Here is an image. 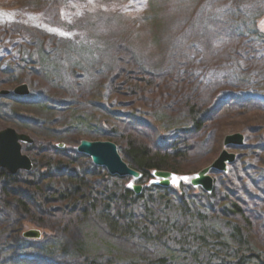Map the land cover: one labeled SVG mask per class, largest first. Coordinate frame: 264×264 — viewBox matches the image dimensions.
<instances>
[{
    "label": "trees",
    "instance_id": "1",
    "mask_svg": "<svg viewBox=\"0 0 264 264\" xmlns=\"http://www.w3.org/2000/svg\"><path fill=\"white\" fill-rule=\"evenodd\" d=\"M204 1V12L202 3L190 1L174 41L172 68L158 72L144 70L135 48L121 41L105 51L99 66L76 69L68 65L73 61L71 43L63 36L26 28L19 19L0 21V36H21L10 43L16 47L13 54L21 56L18 61L24 62L16 77L7 80L6 69L0 68V87L30 86L26 96H0V128L10 123L18 131L34 133L30 144L21 145L31 170L11 175L0 169V251L19 242L39 246L32 259L16 254L0 257V264H43L63 255L60 250H71V264H264V141L249 147L250 152L244 145L236 148L252 156L251 163L238 156L226 173L211 171L210 193L200 188L195 193L188 184L146 185L154 170L189 175L208 165L216 154L210 147L213 140L221 141L226 120L248 116L249 125L252 117H264V101L245 89L249 78L264 76L259 49L264 33L247 25V15L255 8L264 14V0ZM198 11L207 16L202 23ZM87 20L85 16L80 23ZM24 33L28 37L23 39ZM219 70L226 76L205 82L196 75ZM231 73L237 81L229 79ZM98 90L130 97L131 106L139 102L182 113L186 126L156 135L138 118L106 112L117 119V126L108 128L84 112L90 102L95 107ZM78 98L89 101L83 105ZM54 114L60 119L50 117ZM253 127L243 131L259 133ZM85 137L116 145L122 160L141 175L139 194L126 186V178L109 175L75 151ZM155 200L161 210L151 207ZM92 220L108 237L106 251L89 249L83 225ZM25 224L40 228V237H22ZM164 239L187 248H179L180 257L170 246L148 249ZM118 241L133 249L125 251L124 263L108 253Z\"/></svg>",
    "mask_w": 264,
    "mask_h": 264
},
{
    "label": "rangeland",
    "instance_id": "2",
    "mask_svg": "<svg viewBox=\"0 0 264 264\" xmlns=\"http://www.w3.org/2000/svg\"><path fill=\"white\" fill-rule=\"evenodd\" d=\"M190 1L196 3L197 6L202 3V8L200 9L202 12L205 11L207 6L204 0H184L182 2L181 0H58V4L56 3V0H0V21L15 22L19 19L20 24L26 28L35 27L59 37L63 36L71 43L69 46V53L70 58H73V61L69 60L68 65H74L76 69L78 67L80 70H83L84 68H94L97 65L99 66L98 62H100L103 56H105V51H111V46L121 41L122 43L126 42L135 48L139 64L144 70L149 72H158L163 70L167 71L172 68L171 55L175 51L174 41L176 35H178L181 29L182 19L189 14V4L192 3ZM54 10H56V13ZM198 15L199 20L207 17L203 16L200 11H198ZM85 16L88 20L85 23H80V19L85 18ZM247 17V25H249L250 28L254 30L256 29L260 33H264V14L262 9L255 8V10H253L250 15H247ZM247 17L245 16L244 19ZM202 22L203 20L199 23ZM240 23L241 22H237L235 27H239L241 25ZM198 26L200 25H196L197 28ZM20 37L12 35L3 38V36H0V68L6 69V77H4L3 80H7L8 77H16L17 70L24 65V62L18 61L21 56L17 55V57L13 54L16 47H13V44L10 43H17L18 40H20ZM22 37L24 39L28 36L24 33ZM260 37L262 39L259 49L264 54V43H262V41H264V36ZM31 51L32 50L28 48V52L31 57H34L32 56ZM14 58H18L17 61L14 60ZM79 62L82 65L81 67L78 66ZM25 66L27 67V65ZM10 68H12L13 71L10 70ZM226 73L227 72L224 70L213 72L196 71V75H199V79L205 82L225 77ZM63 74L65 75V73ZM228 77L230 80L233 79L237 81L232 73ZM16 86L11 87V85H7L4 86L5 88H1L2 86L0 88L2 90L9 91L8 94H12L11 91ZM245 86H247L245 88L246 92H250L254 95V97L264 101V76H259L255 79L249 78V81ZM27 87L30 92V86ZM1 95L7 94H0V96ZM71 97L74 98V96L70 95L69 98ZM93 97V100L97 101L95 107L91 105L93 102H90V106L88 109H84V112H87V116H91V119L92 116H94L99 122L105 121L108 128L116 127L117 119L109 118L108 115H106V112H112V115L116 114L113 112H122L124 115L129 117L138 118L148 128L156 133V135L169 134L173 130L186 126L187 123V119L182 113L172 112L169 110L165 111V109H162L158 105H141L139 102H135V104H133L134 106H131L129 104H131L132 101L128 100L130 97L117 98L106 90H98L97 93H94ZM76 100L83 105L89 101V99L82 100L81 98ZM58 116V114H54L50 117L54 118V120H59L60 116ZM247 117L248 116L243 118L237 117L226 120L225 123L228 125L226 130L223 132L224 134L222 135V139L226 134H232L235 132L241 133L244 137L243 145L246 146L248 148V152H250L249 147H254L256 144L264 141V117H252L251 119L253 121H250L249 125L245 124L247 123V120H245ZM7 124L8 125H6L5 128L14 129L10 123ZM247 126H256L253 128H259V133L249 132L247 134L243 131L247 129ZM55 127L60 128L61 126ZM1 129L4 128H0V130ZM14 130L18 133L26 134L30 138H33L34 136V133L32 132L27 133V131L23 130ZM40 130L42 131V129H38L36 131L40 132ZM35 136L37 135L35 134ZM258 138L260 141H257ZM84 139L90 141H105L101 139L91 140L87 137ZM222 139L221 141H219V139L213 140L212 146L210 147V149L215 148L216 151L213 160L223 148ZM236 148L238 147H227L225 149L234 153L235 158L242 156V158H240L241 162H246L247 164L252 162L254 159L252 156H248L247 153L242 154L240 153L241 151ZM23 153L26 154L25 152ZM212 161H210V163ZM256 166L260 167L261 165ZM194 174H189L188 176H192ZM211 176L214 180L212 173ZM125 178L127 187H129V184L132 183L140 184L137 183V180H133L128 177ZM151 181L152 179H148L146 185H150ZM140 185L143 187L142 184ZM178 186L179 184H175L171 187L177 188ZM198 191L199 190L194 188L195 193ZM152 205L156 211L161 210L162 208L161 203L156 200L153 204H151V207L153 208ZM213 225L220 228V224L216 221H213ZM33 228H37L41 232L40 228L33 227L28 224H25L22 227L21 232ZM83 228L85 234L88 236L89 245H91L89 249L95 246L96 248L99 247L100 251H106L104 246L109 240L105 235L104 230H102L103 228L96 224L93 220L85 223ZM178 238L179 237L177 236V239ZM31 245L34 247L29 249V246ZM15 246L18 247L15 248ZM117 246L119 250H117V248L115 250H108V253H111L117 261L124 263L127 259L125 251H128L131 247L123 244V242L120 243L119 241L117 242ZM169 246L179 257L182 255L179 252V248H181V250L183 248H187V245H178L176 243H172L168 239H164L161 240L160 243L158 242L156 244L149 245L148 249L152 250L153 248H162L163 250L164 247ZM38 247V245L31 244L29 242H19V244L10 245L5 249V251H0V257H11L19 254L22 258L27 256L29 260L36 256L38 253L36 249ZM202 251L206 252V250ZM69 252L71 253V250H69ZM60 253L63 255H56L50 259L48 258L43 264H71L69 263L72 261L70 253H66L62 250H60ZM262 253L264 258V252ZM200 256L204 257L203 254Z\"/></svg>",
    "mask_w": 264,
    "mask_h": 264
},
{
    "label": "water",
    "instance_id": "3",
    "mask_svg": "<svg viewBox=\"0 0 264 264\" xmlns=\"http://www.w3.org/2000/svg\"><path fill=\"white\" fill-rule=\"evenodd\" d=\"M9 91L1 90L0 94H8ZM12 94L16 96L28 95V87L26 84H20L13 88ZM244 137L241 133L235 132L224 135L222 139L223 148L217 157L207 166L197 171L194 175L177 176L169 171L154 170L150 173L151 184L161 187H169L175 184H188L193 188H200L206 193H210L213 189L214 180L211 171L227 172V166L235 160V154L227 151V147H240L243 145ZM32 139L23 133H18L12 128H4L0 130V169L6 173L14 175L19 171L28 172L32 168L30 158L22 152L21 145L30 144ZM60 146H62L60 144ZM79 154L87 156L94 166L102 167L111 176L119 178H131L138 180L141 175L136 170L130 168L120 157L116 145L108 140L90 141L82 139L75 148ZM173 177L177 183H172ZM186 177L187 179H181ZM129 187L135 194L141 191V185L132 183ZM22 237L28 239H37L40 237V231L37 229H29L22 232Z\"/></svg>",
    "mask_w": 264,
    "mask_h": 264
},
{
    "label": "snow or ice",
    "instance_id": "4",
    "mask_svg": "<svg viewBox=\"0 0 264 264\" xmlns=\"http://www.w3.org/2000/svg\"><path fill=\"white\" fill-rule=\"evenodd\" d=\"M181 179H187L186 177H182ZM172 183H177V180H176V178L175 177H173V179H172ZM132 185L131 184H129V187H131Z\"/></svg>",
    "mask_w": 264,
    "mask_h": 264
}]
</instances>
